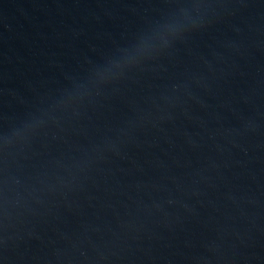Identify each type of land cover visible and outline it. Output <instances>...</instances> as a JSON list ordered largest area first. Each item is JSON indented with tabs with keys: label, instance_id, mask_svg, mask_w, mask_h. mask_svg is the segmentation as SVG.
Wrapping results in <instances>:
<instances>
[{
	"label": "clouds",
	"instance_id": "1",
	"mask_svg": "<svg viewBox=\"0 0 264 264\" xmlns=\"http://www.w3.org/2000/svg\"><path fill=\"white\" fill-rule=\"evenodd\" d=\"M150 47L151 46L147 42H144L142 44V46L138 49V52H141V53L146 52V51H148L150 49ZM131 59H133V58H129V60H131ZM99 75L101 76V78H103L104 74L100 73Z\"/></svg>",
	"mask_w": 264,
	"mask_h": 264
},
{
	"label": "water",
	"instance_id": "2",
	"mask_svg": "<svg viewBox=\"0 0 264 264\" xmlns=\"http://www.w3.org/2000/svg\"><path fill=\"white\" fill-rule=\"evenodd\" d=\"M244 1L257 2V3L264 4V0H244Z\"/></svg>",
	"mask_w": 264,
	"mask_h": 264
}]
</instances>
